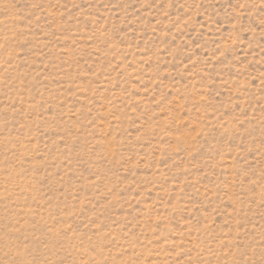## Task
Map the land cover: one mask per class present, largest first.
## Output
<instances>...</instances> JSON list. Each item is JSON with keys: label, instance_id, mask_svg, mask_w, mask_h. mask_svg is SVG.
I'll return each mask as SVG.
<instances>
[{"label": "rangeland", "instance_id": "obj_1", "mask_svg": "<svg viewBox=\"0 0 264 264\" xmlns=\"http://www.w3.org/2000/svg\"><path fill=\"white\" fill-rule=\"evenodd\" d=\"M0 264H264V0H0Z\"/></svg>", "mask_w": 264, "mask_h": 264}]
</instances>
